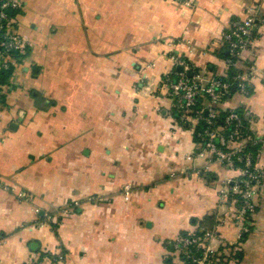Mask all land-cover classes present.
<instances>
[{
	"label": "crops",
	"instance_id": "0c3cea01",
	"mask_svg": "<svg viewBox=\"0 0 264 264\" xmlns=\"http://www.w3.org/2000/svg\"><path fill=\"white\" fill-rule=\"evenodd\" d=\"M22 5L18 29L40 52L29 46L0 108V264H167L169 243L215 212L232 173L195 155L192 129L167 114L164 79L178 57L226 74L223 33L252 6L264 16V0ZM256 31L246 63L264 72L260 18ZM250 85L222 107L250 108L261 135L264 73ZM243 249L238 264H264V193Z\"/></svg>",
	"mask_w": 264,
	"mask_h": 264
},
{
	"label": "built area",
	"instance_id": "2783aa9c",
	"mask_svg": "<svg viewBox=\"0 0 264 264\" xmlns=\"http://www.w3.org/2000/svg\"><path fill=\"white\" fill-rule=\"evenodd\" d=\"M22 6V0H0V72L11 71V75L27 56L30 46L18 29L17 15ZM257 18L264 22L259 6H252L246 16L234 19L223 33V44L228 51L227 71L236 72L232 81L205 70L198 71L184 57L175 60L183 71L173 76L167 74L164 79L172 100L167 114L175 123L192 129L195 155L206 157L209 162H220L232 173L219 188L212 227L200 228L201 233L197 234L195 225L169 243L167 257L178 264H238V258L233 255L243 249L255 226L258 200L264 193V157L259 154L264 148V132L259 135L254 131L255 115L248 107L241 114L229 109L222 124H216L214 119L219 116V107L228 98L233 83L235 93L246 98L252 93L251 80L264 73L246 63L256 38ZM188 72H193L192 76ZM7 86L1 85L0 108L4 105L1 100ZM203 96L206 103L198 106L199 97ZM248 146L256 147V154ZM126 187L128 191L130 187ZM64 213L68 212L64 210ZM229 228L234 230L232 239L222 231Z\"/></svg>",
	"mask_w": 264,
	"mask_h": 264
},
{
	"label": "trees",
	"instance_id": "16d2710c",
	"mask_svg": "<svg viewBox=\"0 0 264 264\" xmlns=\"http://www.w3.org/2000/svg\"><path fill=\"white\" fill-rule=\"evenodd\" d=\"M21 10V9H20ZM19 10V11H20ZM225 48V47H224ZM225 57L228 56V53H224ZM11 71H5V72H0V89H1V85H8L10 82V77H11ZM236 75V72L234 73V70H228L226 72V74L224 75H220L221 77L228 79L230 81L233 80V77ZM219 76V75H216ZM233 87L231 88L232 91H230V93L226 96V97H230L232 96L236 89H235V84L233 83L232 85ZM6 95V94H5ZM5 95L3 96V99L1 100V103L5 104L6 103V98ZM203 100H204V96L203 97H199L198 100V106L203 105ZM235 111H237L239 114H241L243 112V108L241 107H237V108H233ZM228 110L229 109H225L223 107H219V116L217 118H215V123L216 124H222L225 120V117L228 115ZM201 127V124L199 125ZM248 150H250L252 153L256 154L257 148L256 147H252V146H248ZM258 209V206L256 208V210ZM214 214H207L205 216H203L202 218L199 219H194V225H197V234L201 233L200 228L201 229H208L210 227H212V225L215 223L214 221ZM187 232V231H186ZM186 232H181L182 235L186 234ZM248 238V237H247ZM35 242L34 241H29V245L33 248ZM37 250V249H36ZM243 251L244 249L240 250L239 252H236V255H233L234 258H238V262L240 261V259H242L243 256ZM41 253V258L42 255L44 256V254L40 251ZM47 255V254H46ZM224 259V256L222 257V260ZM170 264H173V259L171 257H168V260Z\"/></svg>",
	"mask_w": 264,
	"mask_h": 264
},
{
	"label": "rangeland",
	"instance_id": "374dc122",
	"mask_svg": "<svg viewBox=\"0 0 264 264\" xmlns=\"http://www.w3.org/2000/svg\"><path fill=\"white\" fill-rule=\"evenodd\" d=\"M20 15V14H19ZM18 16V15H17ZM21 34L23 35V37L29 42L30 44V48H31V53L32 55H38L39 52H40V49H39V44H35L33 41H32V38H31V35L30 36H26L25 35V32L23 30H20ZM40 42V40H39ZM21 74H27L29 77L31 76V73L30 72H26L23 70V68L20 66L18 67L15 75L19 76ZM32 84H36L35 82H32ZM22 87H24L25 85L24 84H21ZM146 226H147V223H146ZM148 227V226H147ZM178 262V261H177ZM177 262H173V264H178ZM140 264H151V262L148 260V258L146 257V259L144 258V261L140 262ZM167 264H170L169 262H167Z\"/></svg>",
	"mask_w": 264,
	"mask_h": 264
},
{
	"label": "water",
	"instance_id": "95a60500",
	"mask_svg": "<svg viewBox=\"0 0 264 264\" xmlns=\"http://www.w3.org/2000/svg\"><path fill=\"white\" fill-rule=\"evenodd\" d=\"M10 13H11V14H13V12H12V11H10ZM225 53H228V51L226 50V52H225ZM177 69H178L180 72H181V71H183V67H182V66H178V68H177ZM234 73H235V70H234ZM192 74H193V72H188V75L192 76ZM40 213H41V214H43L44 212H43V211H41ZM147 225H148V226H150V225H151V223H150V222H148V223H147Z\"/></svg>",
	"mask_w": 264,
	"mask_h": 264
},
{
	"label": "flooded vegetation",
	"instance_id": "af4514ba",
	"mask_svg": "<svg viewBox=\"0 0 264 264\" xmlns=\"http://www.w3.org/2000/svg\"><path fill=\"white\" fill-rule=\"evenodd\" d=\"M19 28H20V30H22L24 28V25L22 24V22L19 23Z\"/></svg>",
	"mask_w": 264,
	"mask_h": 264
}]
</instances>
